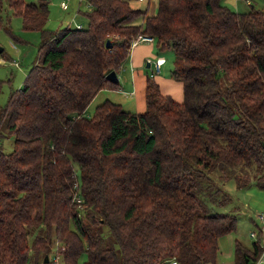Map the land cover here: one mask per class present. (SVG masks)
Returning a JSON list of instances; mask_svg holds the SVG:
<instances>
[{
  "label": "trees",
  "instance_id": "obj_1",
  "mask_svg": "<svg viewBox=\"0 0 264 264\" xmlns=\"http://www.w3.org/2000/svg\"><path fill=\"white\" fill-rule=\"evenodd\" d=\"M86 1L85 26L51 29L46 0H6L39 42L0 106L13 136L0 150V264H214L238 218L215 208L232 199L224 182L264 188V10ZM9 21L0 2L14 37ZM139 35L152 37L139 41L153 43L151 59L172 51L182 99L161 92L151 64L144 110L105 98L84 116L100 89L124 91L106 73H120ZM0 59L16 65L4 48ZM262 250L236 239L233 264Z\"/></svg>",
  "mask_w": 264,
  "mask_h": 264
},
{
  "label": "rangeland",
  "instance_id": "obj_2",
  "mask_svg": "<svg viewBox=\"0 0 264 264\" xmlns=\"http://www.w3.org/2000/svg\"><path fill=\"white\" fill-rule=\"evenodd\" d=\"M26 1H37V0H26ZM49 7L48 21L45 26L51 29H56L65 25L70 26H85L87 24V18L83 15L82 11L86 10L87 1L86 0H66L68 9H63L60 7V2L62 0H46ZM247 0H240V3L246 6ZM1 2V14L3 18L9 16V24L11 25L14 37H12L5 30L0 29V44L3 46L5 53L12 57L16 65L10 60L0 59V79H3L2 88L0 91V106L4 105L9 91L11 89H18L22 85L26 71L30 68L36 59L37 55V43L39 42V32L36 30H24L21 27V18L19 16L13 15L10 8L8 7L6 0H0ZM228 4L233 3L225 0ZM251 5L255 8H261L264 10V0H251ZM133 4L138 7H144V1H134ZM248 7V5H247ZM252 9L253 7H250ZM21 37H19L18 35ZM166 57V63L162 66V71H166L169 68L172 69L173 53L170 49L164 51L163 54ZM19 63V66L17 64ZM152 70L149 67H143L140 72L141 78H139L136 72H132L131 68L129 70V65L125 64L120 70V86H130L134 89V93L139 96L141 104H139L138 111H142L145 108L144 100V85H145V75L150 74ZM162 72L161 74H163ZM158 73V72H157ZM156 73H154L155 75ZM123 95L125 92L121 91ZM111 99L114 101H120L123 103L122 99L119 97V92L114 90L112 92ZM104 99L98 96L95 100L91 101L89 106L85 108L82 114L85 116H91L94 112V108L97 104L102 102ZM124 108H129L128 105L124 104ZM0 150L10 151L12 149L13 136L6 133L4 121L0 120ZM224 188L231 195L232 199L228 204L215 206L217 210L224 212H234L237 215L236 228L223 235L218 241V252L217 258L222 261H231L234 259V241L237 239L241 241L244 245L250 246L253 241H259V243L264 247V232L258 230L259 224L256 219V215L259 212H264V188H259L255 185H250L246 187L239 188L235 185L233 179L224 182ZM255 232V235H251V232ZM33 233L29 236V241ZM51 256V254H50ZM85 256L80 258L81 260ZM54 261L58 262V257L53 258ZM32 261V260H31ZM52 264V263H51ZM80 264V263H79ZM255 264V263H252ZM259 264H264V260Z\"/></svg>",
  "mask_w": 264,
  "mask_h": 264
},
{
  "label": "crops",
  "instance_id": "obj_3",
  "mask_svg": "<svg viewBox=\"0 0 264 264\" xmlns=\"http://www.w3.org/2000/svg\"><path fill=\"white\" fill-rule=\"evenodd\" d=\"M228 1L232 2L233 4L230 5L227 2H225V3L237 11H248L249 6L251 7V4H250L251 0L246 1L247 3H246L245 7H242L243 5L240 3V0H228ZM247 5H248V7H247ZM61 8H63V7H61ZM68 8H69V4L66 8H63V9H68ZM153 9H154V7L152 8V10ZM47 21H48V19H47ZM77 25L81 26L80 24H77ZM155 54H156V52H155L153 43L140 42V43L136 44L130 50L129 56H128V62L126 64L129 65V70L131 68L132 72H136L138 74L139 78H141L140 72L142 71V68L151 66L148 63H146V60H145L146 57L154 56ZM165 63H166V57H165V61L161 65L160 71L154 75V79L159 84V88H160L162 93L169 94L175 100L180 101L182 99V96H183L181 81L177 80L176 78H174L170 75V71H171L170 68L168 70H166L165 72L162 71V66ZM149 69H150V67H149ZM162 72H164V73L161 74ZM117 77H118V80L121 81L120 73L117 74ZM123 90L125 91V94L128 93L127 95H123L120 91H118L119 97H120V99H122L123 103L120 101H116V102H119L123 107H124V104L128 105L129 108H126L127 110L138 111V107H139V104H141V101L139 100V96H137L134 93V89H132V87L130 85V86H125V88L123 87ZM113 91L114 90H112V89H100L95 94V96L92 98L91 101L95 100L98 96L103 97V99H105V98L111 99ZM91 101H90V103H91ZM89 104H88V106H89ZM258 230H259V228H258ZM260 232H264V231H260ZM233 263H234V259L231 261H229V260L222 261L221 259L217 258V255H216L215 262H214V264H233ZM208 264H213V263H208Z\"/></svg>",
  "mask_w": 264,
  "mask_h": 264
},
{
  "label": "built area",
  "instance_id": "obj_4",
  "mask_svg": "<svg viewBox=\"0 0 264 264\" xmlns=\"http://www.w3.org/2000/svg\"><path fill=\"white\" fill-rule=\"evenodd\" d=\"M60 6H64L67 7V1L66 0H62L60 2ZM151 41L152 37L147 36V35H139L136 39L133 40L131 46H135L137 43H139V41ZM153 61V63H152ZM165 61V57L162 55H159L157 57H155L154 59H151L150 57H146V63H148L149 65H153V71L154 73H157L160 71L161 69V65L163 64V62ZM256 219L257 222L259 223V230L260 231H264V212H259L256 215ZM251 235H255V232H251ZM264 260V247L263 250L261 251L260 255L258 256V258L255 260V264H259L261 261ZM52 264H56V262L54 261ZM165 264H178V262L176 260H170L168 262H166Z\"/></svg>",
  "mask_w": 264,
  "mask_h": 264
},
{
  "label": "water",
  "instance_id": "obj_5",
  "mask_svg": "<svg viewBox=\"0 0 264 264\" xmlns=\"http://www.w3.org/2000/svg\"><path fill=\"white\" fill-rule=\"evenodd\" d=\"M111 44V40L110 39H107L106 40V45L107 46H110ZM3 49V46L0 44V51ZM106 77L111 80V81H114V82H117L118 81V77H117V74L114 70H110L106 73ZM45 261H47V257H45L44 259Z\"/></svg>",
  "mask_w": 264,
  "mask_h": 264
}]
</instances>
